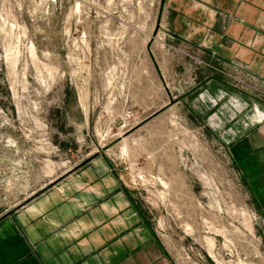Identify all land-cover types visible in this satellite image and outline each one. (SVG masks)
I'll list each match as a JSON object with an SVG mask.
<instances>
[{
  "label": "rangeland",
  "instance_id": "1",
  "mask_svg": "<svg viewBox=\"0 0 264 264\" xmlns=\"http://www.w3.org/2000/svg\"><path fill=\"white\" fill-rule=\"evenodd\" d=\"M167 21L163 0H0L1 228L106 155L176 264H264V214L228 148L264 91ZM207 72L238 96L216 116L198 96Z\"/></svg>",
  "mask_w": 264,
  "mask_h": 264
},
{
  "label": "crops",
  "instance_id": "2",
  "mask_svg": "<svg viewBox=\"0 0 264 264\" xmlns=\"http://www.w3.org/2000/svg\"><path fill=\"white\" fill-rule=\"evenodd\" d=\"M163 7L169 33L264 91V0H163ZM200 84L208 113L224 96L236 95L211 72ZM247 101L253 111L232 123L228 148L264 214V108ZM0 264L176 263L142 197L112 159L97 155L10 214L5 230L0 227Z\"/></svg>",
  "mask_w": 264,
  "mask_h": 264
}]
</instances>
